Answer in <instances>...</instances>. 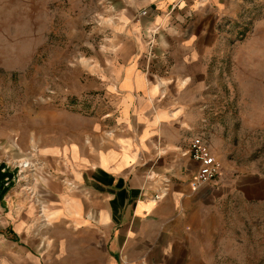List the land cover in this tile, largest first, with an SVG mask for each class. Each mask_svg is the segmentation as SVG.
<instances>
[{
    "label": "crops",
    "instance_id": "0c3cea01",
    "mask_svg": "<svg viewBox=\"0 0 264 264\" xmlns=\"http://www.w3.org/2000/svg\"><path fill=\"white\" fill-rule=\"evenodd\" d=\"M81 1L87 71L42 130L0 135V264H236L229 214L264 200V173L222 161L196 185L188 153L197 135L219 153L203 122L226 0Z\"/></svg>",
    "mask_w": 264,
    "mask_h": 264
},
{
    "label": "rangeland",
    "instance_id": "374dc122",
    "mask_svg": "<svg viewBox=\"0 0 264 264\" xmlns=\"http://www.w3.org/2000/svg\"><path fill=\"white\" fill-rule=\"evenodd\" d=\"M226 3L203 123L221 162L264 173V0ZM79 23L75 0H0V135L42 130L45 110L87 71L80 43L93 32ZM228 221L236 264H264V200L238 205Z\"/></svg>",
    "mask_w": 264,
    "mask_h": 264
},
{
    "label": "built area",
    "instance_id": "2783aa9c",
    "mask_svg": "<svg viewBox=\"0 0 264 264\" xmlns=\"http://www.w3.org/2000/svg\"><path fill=\"white\" fill-rule=\"evenodd\" d=\"M156 34V30L152 31L150 34L151 36L148 43L150 50H152L155 45ZM188 153L194 160L199 162L198 172L195 176L196 185L214 183L223 177L224 168L222 162L211 151L202 135H197L192 139ZM29 156L32 157L31 151L29 152ZM29 171H33L32 159L21 164V180ZM161 197V195H155L154 199L159 200Z\"/></svg>",
    "mask_w": 264,
    "mask_h": 264
}]
</instances>
